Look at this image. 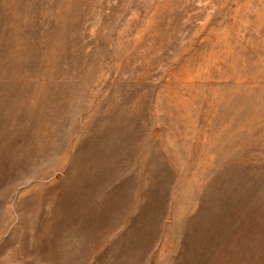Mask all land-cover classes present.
Listing matches in <instances>:
<instances>
[{"label": "rangeland", "instance_id": "374dc122", "mask_svg": "<svg viewBox=\"0 0 264 264\" xmlns=\"http://www.w3.org/2000/svg\"><path fill=\"white\" fill-rule=\"evenodd\" d=\"M220 263L264 264V0H0V264Z\"/></svg>", "mask_w": 264, "mask_h": 264}, {"label": "bare ground", "instance_id": "6f19581e", "mask_svg": "<svg viewBox=\"0 0 264 264\" xmlns=\"http://www.w3.org/2000/svg\"><path fill=\"white\" fill-rule=\"evenodd\" d=\"M93 173V172H92ZM94 174V173H93ZM97 174V173H96ZM101 174V173H100ZM100 174H98L99 176H100ZM95 175V174H94ZM103 175V174H102ZM96 176V175H95ZM94 176V177H95ZM98 177V176H97ZM100 177H102V176H100ZM104 179V178H103ZM107 179V178H106ZM99 180H100V178H99ZM93 182V181H92ZM88 183V182H87ZM92 184H94V183H92ZM89 185V184H88ZM93 186V185H92ZM88 188H92V187H88ZM94 188V187H93ZM86 189V188H85ZM97 190V189H96ZM92 192V191H91ZM110 200V199H109ZM85 206V205H84ZM242 240H244V239H242ZM246 240V239H245ZM240 242V241H239ZM247 243V242H246ZM249 245V244H248ZM251 246V245H250ZM226 250V249H225ZM249 254V253H248ZM256 256V255H255ZM227 257V256H226ZM224 262V261H223ZM221 264V263H220ZM226 264V263H225Z\"/></svg>", "mask_w": 264, "mask_h": 264}]
</instances>
